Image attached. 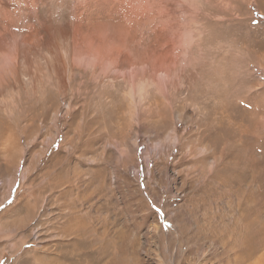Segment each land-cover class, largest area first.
Masks as SVG:
<instances>
[{
  "label": "rangeland",
  "instance_id": "374dc122",
  "mask_svg": "<svg viewBox=\"0 0 264 264\" xmlns=\"http://www.w3.org/2000/svg\"><path fill=\"white\" fill-rule=\"evenodd\" d=\"M176 1L166 8L180 20ZM212 2L206 27L225 47L208 73L218 78L199 88L231 77L233 131L197 120L190 100L165 123L144 119L122 137L76 138L63 120L37 121V133L0 153V264H264V0ZM182 23L193 36L190 64L208 61L200 24ZM173 92L180 104L188 91Z\"/></svg>",
  "mask_w": 264,
  "mask_h": 264
},
{
  "label": "bare ground",
  "instance_id": "6f19581e",
  "mask_svg": "<svg viewBox=\"0 0 264 264\" xmlns=\"http://www.w3.org/2000/svg\"><path fill=\"white\" fill-rule=\"evenodd\" d=\"M166 1L0 0V153L17 150L18 137L31 136L36 122L49 117L70 125L76 138L122 137L125 126L144 119L165 123L167 111L177 112L187 100L198 104L197 120L216 121L231 131L228 110L234 104L225 96L231 77H223L226 84L215 80L217 89L199 88L216 79L209 69L218 65L216 46L225 47L206 27L213 23L214 3L178 0L183 10L179 20L170 15ZM186 20L200 24L196 44L209 57L202 64H190L187 49L193 36L182 23ZM174 90L188 91L180 104L173 103ZM61 101L67 106L58 116ZM242 120L235 133L245 131ZM176 127L174 123L173 137Z\"/></svg>",
  "mask_w": 264,
  "mask_h": 264
},
{
  "label": "snow or ice",
  "instance_id": "6c2138e0",
  "mask_svg": "<svg viewBox=\"0 0 264 264\" xmlns=\"http://www.w3.org/2000/svg\"><path fill=\"white\" fill-rule=\"evenodd\" d=\"M13 191H15V189H14ZM11 202H12V201H9V203H11ZM152 207H153V208H156V206H155L154 204L152 205ZM156 211H157V214H158V215L162 213V209H156Z\"/></svg>",
  "mask_w": 264,
  "mask_h": 264
}]
</instances>
